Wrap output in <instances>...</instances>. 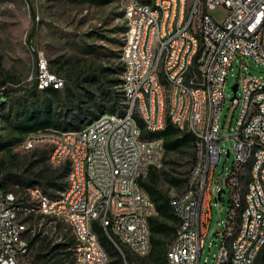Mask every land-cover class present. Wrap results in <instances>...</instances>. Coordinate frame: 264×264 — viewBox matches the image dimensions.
<instances>
[{"label":"built area","instance_id":"1","mask_svg":"<svg viewBox=\"0 0 264 264\" xmlns=\"http://www.w3.org/2000/svg\"><path fill=\"white\" fill-rule=\"evenodd\" d=\"M126 1L134 23L132 40L126 45L131 61L132 109L146 115L150 132L164 124V115H172L182 125L183 116L191 115L197 136L195 159L185 181L187 198H180V194L171 198L177 218L171 264H199L211 218L210 203L213 200L218 207L222 194L219 201L217 194L225 189L229 201L221 228L214 234L220 245L210 264H248L264 236V79L241 73L233 83L236 87L230 99L231 111L239 107L230 134H220L219 119L232 59L249 58L264 66L263 31L257 30L258 21L264 20V0H194L192 10H184L183 0H156L161 12L142 9L136 0ZM214 8L223 10L220 21L209 12ZM199 33H206V49L196 44ZM148 42H156V49H163L161 64H154V70L164 69L172 84L168 112H160L154 72H146V63L154 62L149 61V54L156 51L148 50ZM184 77H191V85H183ZM34 78L37 86H63L59 77L44 74L38 57ZM203 103H211V118H204ZM246 106H256L255 115H246ZM238 119L247 120L245 130H238ZM40 138L57 141L53 161H75L72 191L60 203L48 204L46 197L36 195L34 200H43V210H59L71 217V224H77V264H105L93 241L94 231L88 227V217H99L109 233L112 226H107L105 214H113L115 224L140 244V251L133 255L145 257L150 232L141 224V213L156 214L147 210L142 195L132 189L131 173L139 172L142 162L155 163L157 168L163 146L159 142L141 145L130 120L108 118L77 134L46 129L40 131ZM35 139L30 135L23 144ZM227 140L231 147L223 149L221 142ZM222 155L225 159L232 155L233 160L221 182L223 189L215 191L212 181ZM242 183H249V191L240 192ZM190 184H198V199L188 198ZM9 205L22 207L20 200H0V264H33L29 246L33 230L18 225L17 219L9 215ZM10 232H25L23 248L11 247ZM224 247H231L234 263L226 262Z\"/></svg>","mask_w":264,"mask_h":264},{"label":"rangeland","instance_id":"2","mask_svg":"<svg viewBox=\"0 0 264 264\" xmlns=\"http://www.w3.org/2000/svg\"><path fill=\"white\" fill-rule=\"evenodd\" d=\"M124 1L113 0L96 6L78 0H0V80L3 79L4 86L16 89L32 85L35 81V63L38 57L44 59L51 75L59 77L62 81L69 79L75 92L84 94L85 91H89L100 95L97 85L102 88L103 79L115 78L113 71L120 66V63L122 65L124 37L128 30ZM209 12L216 20L222 19V9L214 8ZM55 59L57 62L51 63ZM57 64H60V68L56 73L52 69ZM241 73H248L264 79V66L249 58L234 57L232 59L223 86L224 102L219 119V125L222 127L220 134H230L237 119L239 107L237 106L231 111L229 105L230 99L234 95L231 86ZM89 74L94 77L91 76L89 80L83 81L82 78ZM6 75V78H13L15 83L10 79H5ZM121 77L122 74L118 75L120 80ZM119 85L121 86V82L114 89L119 93L116 109L113 112H106L110 103L102 98L100 102L104 112L100 113L96 111L95 107L91 108L98 114L97 116L103 113L120 112L123 97ZM1 87L0 84V94ZM90 105L88 104V106ZM3 128L4 125L0 124V134L2 135L6 133ZM31 137L37 139L31 140L28 145L21 142L22 144L19 146L0 153V176L5 173H13L34 179L37 173H41L44 178L67 164L65 162L60 165H52L49 156L48 159L39 161V157L34 151L48 150L50 146L46 138H40V134L31 135ZM221 145L223 149H229L231 141H223ZM189 153V151H184L183 153L165 155L160 168L176 177H181L182 173L188 172L191 168ZM232 160V155L227 159L224 158V155L221 156L212 181L215 191L223 189L221 182L226 177ZM35 188L42 191V188L37 185L28 189L9 186V192L17 200H20L22 205V207H18L17 212L19 222L24 228L33 230L29 234V239L34 235L38 236L36 247L58 243L61 239V232L54 229L55 223H50V220L58 222L61 228L69 230L72 236L70 228L65 223L51 216H43L44 214L37 210L30 197V191ZM184 188L185 184L181 190L163 186V190L171 198L178 196ZM241 191L244 192V188ZM42 193L47 196L43 191ZM59 193L61 192H57L56 195L58 196ZM221 198L218 207L215 206L213 200L210 203L211 218L199 264H210L212 256L219 248L220 239L216 238L214 234L221 228L220 223L225 218L229 201L227 189ZM30 216L32 218H29ZM213 241L215 243L210 245ZM34 250L33 247L30 252L31 256ZM69 250L73 264L74 246H71ZM122 252L125 255L128 251L122 249ZM260 262L263 263L262 260Z\"/></svg>","mask_w":264,"mask_h":264},{"label":"trees","instance_id":"3","mask_svg":"<svg viewBox=\"0 0 264 264\" xmlns=\"http://www.w3.org/2000/svg\"><path fill=\"white\" fill-rule=\"evenodd\" d=\"M78 1L99 6L113 0ZM139 1L142 4L149 5L153 0ZM56 62L57 59L51 61V63ZM59 68L60 64H57L52 70L57 73ZM113 73L115 74V78L102 80V88L98 87L100 85H97L100 95H95L89 91H85L84 94L75 92L72 85H70L71 81H69V79L63 81L61 89H54L52 86L38 89L36 81L29 87L13 89L4 86L5 83L3 79L0 80V84L2 85L0 94V124L4 125L3 130L6 131L4 135L0 134V153L19 146L30 134L37 135L40 134V131L46 129L58 132L76 131L96 118L98 114L91 110L92 107H95L97 112H104L100 102L102 98H105L103 100H107L110 103L105 111L113 112L119 101V93L114 89L115 86L122 82V79L120 80L118 78V75L123 73V66L121 63ZM91 76L93 75H85L82 80H89ZM6 77L7 75L5 79H10L15 83L13 78ZM88 104L91 105L88 106ZM138 126L140 130H142L141 136L143 139L159 138L163 140V159L165 155L170 153H183L184 151H189L190 164L192 167L195 155L193 151L194 138L191 134L178 131L167 121H165V127L156 133L145 131L141 121H138ZM34 152L36 156L39 157L38 160L42 161L48 159L51 148ZM190 170L186 173H182L181 177H176L164 171L162 168L151 167L145 180L139 181L145 193L149 195V198L155 204L157 213L154 218L149 220L151 251L147 256L137 257L126 252L123 259L109 244L97 224L94 223L93 230L97 236V240L113 264H124V262H126V264H168V249L166 250L165 240L171 239L174 236L177 218L171 206V197L163 190V186L166 185L168 188L174 189L183 188ZM68 174V163L61 166V169L46 175L44 178L41 173H37L34 179L24 177L20 174L5 173L0 176V189L7 191L9 190V186L12 185L16 187L20 186L22 189H28L37 185L47 194L49 198L43 194L47 199L51 198L50 200H53L58 197L56 195L57 192L65 190V179ZM29 218H32V216ZM54 229L61 232V239L56 244H45V246L40 245L36 247L38 236L34 235L30 238L29 246L31 249H33V247L35 248L31 256L33 264H72V255L69 249L71 246L75 245V243H73L74 238H72L69 230L67 231L61 228L59 224H56ZM259 253L264 254V245L259 250L258 254ZM257 256L253 264H264L260 262L261 259L259 260Z\"/></svg>","mask_w":264,"mask_h":264},{"label":"bare ground","instance_id":"4","mask_svg":"<svg viewBox=\"0 0 264 264\" xmlns=\"http://www.w3.org/2000/svg\"><path fill=\"white\" fill-rule=\"evenodd\" d=\"M124 2H125L124 10H125L127 23H128V30H126L127 33L124 37L125 46H124L123 53H122L123 73L121 77L122 79L121 86L120 85L119 86L121 89L123 100L120 105V112L100 114L95 119L85 124L79 130L72 131V132H60V133L77 134V133L83 132L84 128L95 126L98 122L104 121L105 118H108L110 120H116V121H129L130 120V124L134 125V132L137 134V137L140 138L141 145H155L159 142L163 146L162 139H159V138L143 139L142 138L141 136L142 130H140L138 126V121H141L143 123L145 131L150 132L148 130V122H147L146 115L141 114L140 110L138 109H132L130 77H129L130 70H131V61H130L129 52H127L126 45L132 40V35L134 33V23H133V14H130V11H129V4L127 3L126 0ZM136 4L140 8L148 10L150 12H161V5L157 3L156 0H153L151 4L149 5L142 4L139 0H136ZM183 4H184V10L194 9V0H183ZM257 30L263 31V38H264V20L258 21ZM196 44H199V49H206V33H199V36H196ZM148 50H156V51L154 52V54H149V61H154V62L146 63V72H154V79H155V82L157 83V87L159 88L160 112H168L169 106H170V93H172V84L170 82V79L167 78V74L165 73L164 69L154 70V64H161V58L163 57V49H156V42H148ZM39 59L43 63L44 74H50L47 69V65L44 59L43 58H39ZM51 76L56 77L54 75H51ZM59 82H63V81L59 79ZM183 85H191V77H184ZM47 86H52L54 89H60L59 86H54L53 84H41L40 86H37V88L43 89ZM255 113H256V106H246L245 107L246 115H255ZM203 116L204 118H211L212 116L211 103H203ZM165 121L173 125L178 131L191 134L194 138L193 146H197V136L195 133H193V121L191 119V115L183 116V125L181 124V122H176L173 119L172 115H164V124H160L156 128H152L151 132L156 133L162 130L165 127L164 126ZM246 127H247V120L238 119V130H245ZM54 132H58V131H54ZM46 140L51 148V152L49 155L50 163L52 165H60L66 162L69 165V174L66 178L67 186L65 190L62 191L58 195V197L54 200H50L46 198V201L48 204H55V203H60V201H62L65 198V195L68 192L72 191L71 178L75 172V161L72 158H64V159H58L56 161H53L54 158L56 157L57 141L53 138H46ZM163 154H164V151H162L159 154V157L157 160V168H160L161 166V163L163 161ZM151 167H155V163L142 162L140 164V171L131 173V180H133L132 189L142 195L143 201L147 206V210H150L154 212L155 214H157L154 203L151 201L149 196L145 193V191L139 184V181L141 179H144L147 176V173ZM242 188H244V192L249 191V183H245V184L242 183V185H240V192H242L241 191ZM34 195L39 196V197H45L42 191L38 188L32 189L30 191V197L32 201L35 203L37 210L40 211L42 214H44L43 216L45 215L51 216L65 223L72 232L75 245H79V234L77 233V224H71V217L66 215L65 213H61L59 210H51V211L43 210V200H34ZM198 195H199L198 184H190L188 188V198L198 199ZM180 198H187V188H184V190L180 193ZM12 199L17 200L16 197L12 193H9V191L6 192L0 189V200H12ZM18 207L19 206H16V205H9V215L17 219L18 225H22L17 218L18 217L17 216ZM173 212L175 215L174 208H173ZM152 217L153 216L150 213H141V224L143 225V228H147L149 232H150L149 220ZM105 221H106L107 226H112V227H109V233L105 232V227L100 222L99 217H88V227H91L93 229V225L94 223H96L97 226L101 229L103 235L105 236L109 244L119 253V255L123 259H124V255H123L122 249H125L126 251L130 253L140 251V244H138L136 240L132 239L130 235L124 232L119 224H115V218L113 217V214H105ZM24 236H25V232H10L11 247L12 248H23L22 240L25 239ZM150 237H151V233H147L145 256L149 254L150 249H151ZM93 241L97 244L98 251H101V257L103 258L104 263L112 264L106 252L99 244L95 232H93ZM114 243L117 246H114ZM173 244H174V237H173V240L168 250V256H167L168 264H171L170 257H171V249H172ZM263 245H264V236L259 240L258 244L256 245L255 257L258 255V252ZM119 247L121 248V250L119 249ZM224 257L227 263H234V254H232L231 252V247H224ZM254 259L255 258H249L248 264H253ZM77 263H78V256L75 255L73 264H77Z\"/></svg>","mask_w":264,"mask_h":264},{"label":"crops","instance_id":"5","mask_svg":"<svg viewBox=\"0 0 264 264\" xmlns=\"http://www.w3.org/2000/svg\"><path fill=\"white\" fill-rule=\"evenodd\" d=\"M146 178V177H145ZM145 178L144 179H141L142 181H144L145 180ZM172 189H174V188H172ZM182 188H180V189H176L175 188V190H181ZM145 191V190H144ZM149 196V195H148ZM153 202V201H152ZM155 205V204H154ZM152 218H154V217H152ZM150 233H151V231H150ZM174 237V236H173ZM173 237L171 238V239H166L165 240V242H166V250L168 249L169 250V246H170V244H171V242H172V240H173ZM150 244H151V237H150ZM168 250H167V254H168ZM151 251V250H150ZM167 254H166V256H167ZM257 258H259V260L261 259L262 260V262L264 263V254H262V253H259L258 254V256H257Z\"/></svg>","mask_w":264,"mask_h":264},{"label":"water","instance_id":"6","mask_svg":"<svg viewBox=\"0 0 264 264\" xmlns=\"http://www.w3.org/2000/svg\"><path fill=\"white\" fill-rule=\"evenodd\" d=\"M235 84H233L232 86H231V89L233 90V92H234V90H235ZM225 157H227V154L225 155ZM224 192L223 191H221V193H218L217 194V197H216V200L217 201H219L220 200V194H223Z\"/></svg>","mask_w":264,"mask_h":264}]
</instances>
